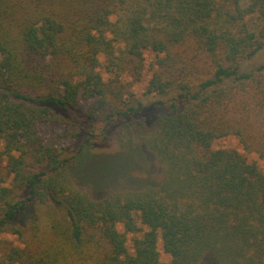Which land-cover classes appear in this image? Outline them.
Wrapping results in <instances>:
<instances>
[{
	"label": "trees",
	"instance_id": "1",
	"mask_svg": "<svg viewBox=\"0 0 264 264\" xmlns=\"http://www.w3.org/2000/svg\"><path fill=\"white\" fill-rule=\"evenodd\" d=\"M242 1L0 0V235L21 242L0 238V264H264V172L212 147L233 135L249 149L264 128V64L239 69L264 47V0ZM195 50L213 70L193 83ZM145 51L137 97L125 74L140 79ZM77 119L118 122L126 148L136 139L157 159L159 182L77 189L75 157L39 134Z\"/></svg>",
	"mask_w": 264,
	"mask_h": 264
},
{
	"label": "rangeland",
	"instance_id": "2",
	"mask_svg": "<svg viewBox=\"0 0 264 264\" xmlns=\"http://www.w3.org/2000/svg\"><path fill=\"white\" fill-rule=\"evenodd\" d=\"M246 1L243 0L242 3ZM195 51L194 59L189 58L190 55L187 53L189 64L185 73L186 78L191 79L193 83L208 76L213 70L212 57L201 51ZM144 55V66L140 79L135 81L134 78L137 77V74L134 72L125 74L126 79L132 81L127 89L137 97H142L150 76L147 64L154 58V54L150 51H145ZM261 64H264V47L254 56L241 61L239 69L249 72ZM172 97L173 93H170L162 97L157 96L155 99L163 101V105L167 106ZM250 103L253 105L252 102ZM89 105L88 101L80 99L79 111H85ZM76 113L78 116L82 115V113ZM77 121L82 123L80 128L72 123L55 124L52 122H44L39 126V134L44 142L63 148L65 156L75 157L70 168V175L73 185L77 189L84 191L91 198H100L109 191L136 189L159 182L161 171L157 159L150 151L139 145L136 139L132 148H126L124 141L127 136H122V128L118 122L112 120L107 124L103 119H99L91 126L90 119H77ZM106 124L107 129L104 130ZM79 129H81V135L76 139L74 134ZM251 134L255 137L257 144H251L253 146H250L249 149H246L238 137L233 135L216 139L212 147L234 148L243 153L249 161H254L264 172V149L259 142L264 136V128L261 126L258 135L256 132H251ZM85 139H88V142L82 146ZM47 213L46 208H41L38 232L44 237L42 241L49 237L47 236ZM0 238L12 245H21V242L12 235L4 233L0 235ZM49 238L51 239V237ZM159 250L161 259L167 260V254L161 248ZM201 264H216V262L213 258H204V262Z\"/></svg>",
	"mask_w": 264,
	"mask_h": 264
}]
</instances>
